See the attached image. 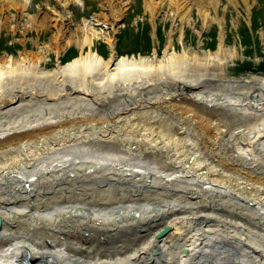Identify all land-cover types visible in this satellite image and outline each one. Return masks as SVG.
<instances>
[{"label": "bare ground", "instance_id": "6f19581e", "mask_svg": "<svg viewBox=\"0 0 264 264\" xmlns=\"http://www.w3.org/2000/svg\"><path fill=\"white\" fill-rule=\"evenodd\" d=\"M33 1L0 0V14L29 11L40 31L53 19L45 49L61 54L76 38L81 53L50 70L44 49L0 57V264H264V75L224 78L237 53L211 10L221 0L197 5L205 27L222 23L215 51L179 52L171 31L161 55L156 27L150 56L116 50L117 21L137 0H99L109 57L93 47L92 21L72 30L73 14L57 10L76 0L36 12ZM144 4L153 20L167 6L184 25L196 10ZM182 181L197 202L173 199ZM217 202L232 213L209 225ZM163 224L175 230L158 238Z\"/></svg>", "mask_w": 264, "mask_h": 264}, {"label": "rangeland", "instance_id": "374dc122", "mask_svg": "<svg viewBox=\"0 0 264 264\" xmlns=\"http://www.w3.org/2000/svg\"><path fill=\"white\" fill-rule=\"evenodd\" d=\"M44 1L47 0L33 1L32 11L36 12L39 8V3ZM239 1L241 5L231 4L229 0H221L218 9H211L213 14L219 13L221 17H223L225 46L236 49L237 57L229 63L225 73L226 77H224L227 81L231 82H240L245 79L251 80L254 78V73L264 75V0H249L255 3L251 8H248L243 0ZM51 2L57 4V0H51ZM76 2L77 3L71 6L70 10L64 9L57 4V10L73 14L74 19L71 21L72 30L76 29L78 24L82 23L84 20L90 23L92 21L93 25L90 24V26L96 33L93 40V47L95 49L98 48L102 54L109 57L115 46L109 39L108 33H106L108 32V26L103 21H97L93 14L102 11L103 6L100 7L102 3L99 0H76ZM194 2L196 10L192 16V22H187L184 25L182 21L173 16L174 14L171 12V9L166 8L167 6L160 8L157 19L153 20L151 14L145 10L144 0H137L130 11L117 21V28L121 30V32L117 33L118 39L116 38V41H118L116 43L118 55H152V49L154 50L153 47L155 44H153L154 42L151 38V34L156 27V38L160 37L162 40L158 47L161 55L171 31H174L175 45L179 52L184 49L192 52L196 51L199 54L204 51L207 53L215 51L221 43L222 23L214 21L205 27L197 11V5L200 0H194ZM44 10L53 11V9L48 8ZM0 15V27L3 23L8 21V25L0 31V57L5 56L9 59L19 58L22 55L21 53L26 50L37 51L44 49L46 52L44 55L45 62L43 67L50 70L57 67L59 63L61 65L68 63L81 53V48L77 44L76 38H73L74 42L68 45V49L61 54L56 52V48H51L49 51L45 49L50 43L51 45H56L55 41L52 40L56 34V27L54 26L56 22L53 19L48 20L50 24L48 25L47 23L48 28L40 31L38 29H30L28 20L29 15L32 14L29 11L21 13L20 9L12 8ZM42 18L43 11H41L40 16L37 17V22L43 23V21H41ZM104 31L106 32L103 33ZM149 31H151V33ZM181 33L184 34L182 38ZM64 44H66L65 41ZM88 48L89 46H86L85 51H87ZM261 164L262 163L258 164L257 167H263ZM262 173L264 174V171H262ZM180 183L179 185L182 186L181 190L177 189V186L173 189L176 194L173 199L187 203L197 202L198 197H195V195L193 196V194H197V192H183V185L185 184L183 181ZM219 203L220 205H216L215 210L213 209L214 213L217 215L212 217L213 221H211L209 225L215 226L216 222L219 221L223 215L228 214L227 216H230L232 213L229 210L232 209V207L227 205L229 207L227 208L223 203L217 202V204ZM253 211L255 212L257 209L253 207ZM237 212H239V214L248 215L251 219H257L255 215L248 212L241 213L240 210H237ZM184 214L185 213L182 215ZM260 215H263V219L260 218L259 220H261L264 225V213ZM167 227H170L168 231L169 234L175 230L172 225L163 224L161 231L157 233L158 238H161V232ZM207 227L206 229L209 230ZM157 228L155 230H157Z\"/></svg>", "mask_w": 264, "mask_h": 264}, {"label": "water", "instance_id": "95a60500", "mask_svg": "<svg viewBox=\"0 0 264 264\" xmlns=\"http://www.w3.org/2000/svg\"><path fill=\"white\" fill-rule=\"evenodd\" d=\"M170 230V227H167L164 231L161 232L160 236H164L165 234L168 233V231Z\"/></svg>", "mask_w": 264, "mask_h": 264}]
</instances>
